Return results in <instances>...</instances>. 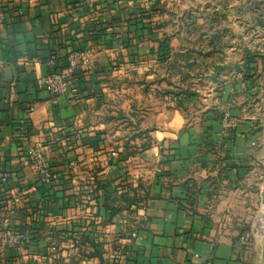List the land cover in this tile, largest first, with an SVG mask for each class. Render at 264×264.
<instances>
[{
	"label": "crops",
	"instance_id": "obj_1",
	"mask_svg": "<svg viewBox=\"0 0 264 264\" xmlns=\"http://www.w3.org/2000/svg\"><path fill=\"white\" fill-rule=\"evenodd\" d=\"M221 12L218 0H0V264H263L264 55L246 76L218 70ZM195 38L212 66L197 83L182 65ZM81 45L92 60L75 92L36 84ZM122 192L138 203L110 214ZM24 230L29 243L6 245Z\"/></svg>",
	"mask_w": 264,
	"mask_h": 264
},
{
	"label": "rangeland",
	"instance_id": "obj_2",
	"mask_svg": "<svg viewBox=\"0 0 264 264\" xmlns=\"http://www.w3.org/2000/svg\"><path fill=\"white\" fill-rule=\"evenodd\" d=\"M219 3L223 8L221 13L229 10L230 15L222 18L224 28L221 31L218 29V52L221 53L218 54V65L223 66V71L236 70L242 64L240 59L246 49L262 53V56L264 54V0H218ZM197 41L193 39L191 47L187 46L182 52V65H185L192 82L196 81L204 68L208 71L212 67L208 62H201L205 54L202 52L204 46L198 45Z\"/></svg>",
	"mask_w": 264,
	"mask_h": 264
},
{
	"label": "built area",
	"instance_id": "obj_3",
	"mask_svg": "<svg viewBox=\"0 0 264 264\" xmlns=\"http://www.w3.org/2000/svg\"><path fill=\"white\" fill-rule=\"evenodd\" d=\"M264 55V54H263ZM92 60V51L87 47L74 49L67 53L65 66L61 70L51 71L36 80L39 87H43L52 95H61L68 92H75L77 87L75 79L80 70L89 66ZM263 75H264V71ZM264 91V88H263ZM257 106L259 119L264 122V94L262 105ZM222 126L225 129L233 128L238 122V117L228 112H224L221 117ZM24 124L23 121H21ZM27 162L33 168L41 184L49 185L58 179L59 174L51 168L48 158L42 153L38 146L26 144L23 149ZM7 175L3 174L1 179L4 180ZM16 196L14 200H18ZM254 233L260 239H264V204L261 203L252 223ZM30 236L27 230L8 231L5 237V243L8 247L18 248L24 243H29Z\"/></svg>",
	"mask_w": 264,
	"mask_h": 264
},
{
	"label": "trees",
	"instance_id": "obj_4",
	"mask_svg": "<svg viewBox=\"0 0 264 264\" xmlns=\"http://www.w3.org/2000/svg\"><path fill=\"white\" fill-rule=\"evenodd\" d=\"M142 12H145V11H142ZM222 18H225V14L218 13V22H221ZM222 29H220L219 31H221ZM150 30H151V28H150ZM95 32L96 33H101L103 31L100 28L98 30H95ZM168 38H169L168 36L164 35L162 38L158 39L157 59L160 62L161 61H166L168 59V57H169V48H168V40L169 39ZM219 45H222V44L219 43ZM84 46L85 45H81V46H79L77 48H73L71 50L81 49ZM257 58H262V53H259V52L258 53L257 52H250L249 50L246 49V52L242 56V59H241L242 60L241 61L242 64L239 65L237 67V69H236L237 72L238 73H241L244 76H246L245 75L246 73L251 72L252 69H254L253 66H252V64L255 62V60ZM55 62L57 63V61H55ZM64 63H63V66L62 67L65 66ZM59 67H61V64H60ZM222 69H223V66L218 65V70H222ZM137 201L138 200H136V199L129 198V196L127 195V193L122 192V193H120L117 196L109 197L108 201H106V203L105 202L103 203L104 204L103 206L106 207V209L109 211L110 214H113V213H117V212L121 211L124 208L127 209V210H129V208H130L131 205H133V204L135 205V204L138 203ZM90 243L97 249V251H99L98 246L101 244L100 242L91 240ZM113 264H117V263H113Z\"/></svg>",
	"mask_w": 264,
	"mask_h": 264
},
{
	"label": "water",
	"instance_id": "obj_5",
	"mask_svg": "<svg viewBox=\"0 0 264 264\" xmlns=\"http://www.w3.org/2000/svg\"><path fill=\"white\" fill-rule=\"evenodd\" d=\"M263 71H264V66H263ZM262 197H263L262 203L264 204V193L262 194ZM261 253H262L263 264H264V239H263V242H262V251H261Z\"/></svg>",
	"mask_w": 264,
	"mask_h": 264
}]
</instances>
